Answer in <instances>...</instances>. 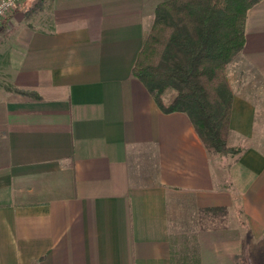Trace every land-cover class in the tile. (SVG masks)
Instances as JSON below:
<instances>
[{
  "label": "crops",
  "instance_id": "crops-1",
  "mask_svg": "<svg viewBox=\"0 0 264 264\" xmlns=\"http://www.w3.org/2000/svg\"><path fill=\"white\" fill-rule=\"evenodd\" d=\"M164 1L25 0L0 23V264H264V0L225 70L227 156L131 75Z\"/></svg>",
  "mask_w": 264,
  "mask_h": 264
},
{
  "label": "trees",
  "instance_id": "trees-1",
  "mask_svg": "<svg viewBox=\"0 0 264 264\" xmlns=\"http://www.w3.org/2000/svg\"><path fill=\"white\" fill-rule=\"evenodd\" d=\"M262 0H167L155 8L131 75L164 114L183 113L210 154L227 146L233 94L226 67L242 51L247 12ZM174 92L165 102V91Z\"/></svg>",
  "mask_w": 264,
  "mask_h": 264
},
{
  "label": "built area",
  "instance_id": "built-area-1",
  "mask_svg": "<svg viewBox=\"0 0 264 264\" xmlns=\"http://www.w3.org/2000/svg\"><path fill=\"white\" fill-rule=\"evenodd\" d=\"M25 0H0V23Z\"/></svg>",
  "mask_w": 264,
  "mask_h": 264
},
{
  "label": "rangeland",
  "instance_id": "rangeland-1",
  "mask_svg": "<svg viewBox=\"0 0 264 264\" xmlns=\"http://www.w3.org/2000/svg\"><path fill=\"white\" fill-rule=\"evenodd\" d=\"M4 77L0 74V84H4ZM174 95V92L171 90H167L163 93L162 98L165 102H168Z\"/></svg>",
  "mask_w": 264,
  "mask_h": 264
}]
</instances>
